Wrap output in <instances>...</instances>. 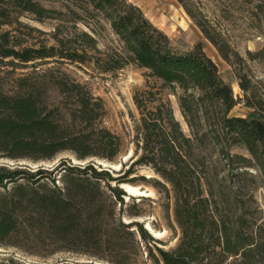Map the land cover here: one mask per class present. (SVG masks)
Listing matches in <instances>:
<instances>
[{
  "label": "trees",
  "instance_id": "trees-1",
  "mask_svg": "<svg viewBox=\"0 0 264 264\" xmlns=\"http://www.w3.org/2000/svg\"><path fill=\"white\" fill-rule=\"evenodd\" d=\"M73 3L84 12L101 14L107 19L120 45L101 51L96 38L82 31L71 40L57 36L55 45L18 48L20 43L13 42L10 32L2 29L12 22L14 15L30 12L43 20L63 12L46 7L41 0H0V56L24 63L53 56L74 62L93 59L104 72L133 63L147 69L148 75L160 81L161 86L174 91L182 89L184 94L179 102L191 136L184 133L170 100L160 98V103L150 108L137 98L143 111L138 127L143 153L138 163L151 164L173 185L175 214L181 228L174 249H158L161 260L164 264H264V229L255 214L237 192L214 189L205 173L207 166L196 153V146L206 145L211 139L223 143V151L240 145L264 169V106H258L260 115H231L237 104L234 91L203 43L186 52L178 51L170 36L133 1ZM199 25L215 42L206 27L201 22ZM80 39L86 47L78 44ZM87 48L98 55L93 57ZM64 80L60 92L70 107L74 105L68 107V114L62 113L60 107H50L43 99L41 86L29 78L21 79V87L15 93H0V152L14 158L36 159L50 158L64 150H72L80 158L101 153L113 159L120 152V138L100 124L103 102L85 85L73 79ZM241 87L248 89L244 81ZM201 117L212 121L210 128L201 131ZM90 168L94 170L90 177L83 175L87 170L61 168L62 185L58 181H19L30 179L25 175L27 171L0 168V188L6 190L0 204V239L20 233L27 225L32 230L43 227L65 240H82L90 245L104 243L103 222L106 217L120 220L112 204L125 201L126 192L120 184L127 181ZM43 172L44 169L39 170ZM105 179L109 181H102ZM133 226L142 239L151 237L142 223L119 221L107 243L121 245L122 231Z\"/></svg>",
  "mask_w": 264,
  "mask_h": 264
},
{
  "label": "rangeland",
  "instance_id": "rangeland-1",
  "mask_svg": "<svg viewBox=\"0 0 264 264\" xmlns=\"http://www.w3.org/2000/svg\"><path fill=\"white\" fill-rule=\"evenodd\" d=\"M132 1L170 36L172 45L178 51L186 52L197 43H203L206 53L217 63L221 76L234 91L237 104L231 110V115H260L258 106H264V0ZM41 2L63 13H54L52 18L43 20L30 12L14 15L12 22L2 29L10 32L13 42L20 43L18 48L55 45L57 36L71 40L82 31L96 38L101 51H111L120 45L109 21L101 14L82 11L73 0ZM74 11L82 18H77ZM199 22L215 42L203 32ZM78 44L81 47L86 45L82 39ZM87 49L93 57L98 55L97 51ZM23 78L37 82L46 103L50 107H60L61 112L66 114L69 113L68 107L74 105L70 107L60 92L64 79H73L85 85L96 99L103 102L100 124L120 138V152L113 159L101 153L80 158L72 150H64L50 158L36 159L14 158L2 151L0 168L27 171L25 175L30 179L21 178L19 181H58L62 185L61 168L87 170V174L83 175L90 177L94 173L90 166H93L97 171L110 172L115 178H124L127 182L120 184V187L126 195L124 202H113L112 209L120 220L105 218L103 233L106 234L103 237L106 241L101 245L65 240L49 234L43 227L32 230L24 225L20 233L0 239V264H164L158 249H174L181 236L175 214L176 197L173 185L151 164L138 163L143 153L138 128L143 111L137 98L150 108L158 105L160 98L170 100L184 133L191 136L190 125L179 102L183 90L174 91L161 86L160 81L148 75L147 69L133 63L104 72L93 59L74 62L53 56L24 63L12 57L0 56V93H15L20 89ZM242 81L248 85V89L241 87ZM149 92L152 93L151 97ZM60 115L63 117V114ZM211 122L201 117V131L210 128ZM208 142L196 146V153L203 158L207 166L205 173L214 189L237 192L264 229V169L257 166L244 146L233 145L223 151V143L212 139ZM40 169H44V172L39 173ZM111 185L116 183L112 182ZM125 185L137 187L145 194H130ZM105 187L111 196L106 183ZM5 192L4 188H0V204ZM231 193L233 196L236 194ZM119 221L125 224L142 223L151 237L142 239L137 227L133 226L122 231L121 245L107 243L114 233L113 227Z\"/></svg>",
  "mask_w": 264,
  "mask_h": 264
},
{
  "label": "bare ground",
  "instance_id": "bare-ground-1",
  "mask_svg": "<svg viewBox=\"0 0 264 264\" xmlns=\"http://www.w3.org/2000/svg\"><path fill=\"white\" fill-rule=\"evenodd\" d=\"M125 189H127V191L130 193V194H133V195H142V194H145L144 191L140 190L139 188L137 187H132V186H124Z\"/></svg>",
  "mask_w": 264,
  "mask_h": 264
},
{
  "label": "crops",
  "instance_id": "crops-1",
  "mask_svg": "<svg viewBox=\"0 0 264 264\" xmlns=\"http://www.w3.org/2000/svg\"><path fill=\"white\" fill-rule=\"evenodd\" d=\"M132 1V0H131ZM136 4V3H135Z\"/></svg>",
  "mask_w": 264,
  "mask_h": 264
}]
</instances>
